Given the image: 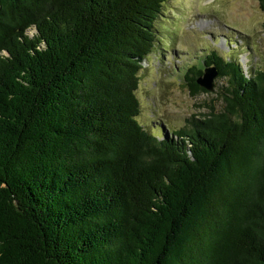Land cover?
<instances>
[{
    "label": "trees",
    "instance_id": "obj_1",
    "mask_svg": "<svg viewBox=\"0 0 264 264\" xmlns=\"http://www.w3.org/2000/svg\"><path fill=\"white\" fill-rule=\"evenodd\" d=\"M167 1L0 0V264H264V70L213 53L219 106L138 121Z\"/></svg>",
    "mask_w": 264,
    "mask_h": 264
},
{
    "label": "rangeland",
    "instance_id": "obj_2",
    "mask_svg": "<svg viewBox=\"0 0 264 264\" xmlns=\"http://www.w3.org/2000/svg\"><path fill=\"white\" fill-rule=\"evenodd\" d=\"M162 10L136 97L140 124L169 131L221 104L223 82L216 79L214 91L192 96L184 79L188 68L203 70L202 60L214 53L237 60L246 75L264 70V13L257 0H168Z\"/></svg>",
    "mask_w": 264,
    "mask_h": 264
},
{
    "label": "water",
    "instance_id": "obj_3",
    "mask_svg": "<svg viewBox=\"0 0 264 264\" xmlns=\"http://www.w3.org/2000/svg\"><path fill=\"white\" fill-rule=\"evenodd\" d=\"M217 78L218 73L215 68H205L202 75L197 77L196 84L207 92H212L215 89V80Z\"/></svg>",
    "mask_w": 264,
    "mask_h": 264
}]
</instances>
